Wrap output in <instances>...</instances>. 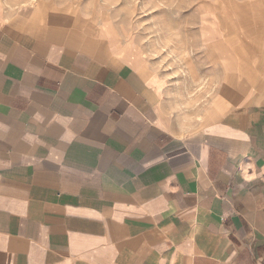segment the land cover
I'll list each match as a JSON object with an SVG mask.
<instances>
[{
    "label": "crops",
    "instance_id": "obj_1",
    "mask_svg": "<svg viewBox=\"0 0 264 264\" xmlns=\"http://www.w3.org/2000/svg\"><path fill=\"white\" fill-rule=\"evenodd\" d=\"M248 4L242 28L216 23L221 90L189 120L129 48L80 29L100 17L0 0V264H264V0Z\"/></svg>",
    "mask_w": 264,
    "mask_h": 264
},
{
    "label": "rangeland",
    "instance_id": "obj_2",
    "mask_svg": "<svg viewBox=\"0 0 264 264\" xmlns=\"http://www.w3.org/2000/svg\"><path fill=\"white\" fill-rule=\"evenodd\" d=\"M50 1L70 13H93L95 24L100 17L98 28L82 24L80 29L102 37L107 47L129 48L147 74L164 81L166 96L189 120L221 90L215 65L225 57L210 51L208 40L216 23L223 28L231 13L237 30L249 10V0H5L11 10Z\"/></svg>",
    "mask_w": 264,
    "mask_h": 264
}]
</instances>
